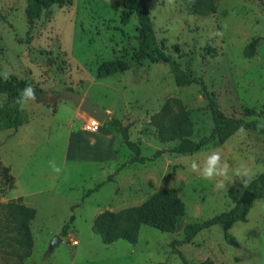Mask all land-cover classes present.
<instances>
[{"label":"rangeland","instance_id":"1","mask_svg":"<svg viewBox=\"0 0 264 264\" xmlns=\"http://www.w3.org/2000/svg\"><path fill=\"white\" fill-rule=\"evenodd\" d=\"M27 1L0 0V76L10 72L25 86L42 90L41 97L63 88L80 92L106 110V118L129 127L141 155L165 152L117 170L132 154L122 135L104 122L95 132L85 131L88 118L76 114L73 101L35 99L22 105L0 95V107L8 113L0 128V167L9 166L13 176L7 194L22 195L36 211L28 256L20 260L24 249L14 243L2 248L6 254L0 249V264H184L172 242L184 238L185 224L236 204L245 188L236 172L247 169L253 179L264 171V134L240 128L224 142L193 153L169 152L177 141L160 142L150 122L167 98L182 100L193 139L208 134L213 121L199 86L177 84L165 62L135 57L142 39L135 12L123 13L122 0H65L43 9L30 25ZM194 1L149 0L152 44L181 68L190 61L225 114L264 123V0H214V11L207 15L188 11ZM249 44L252 53L246 55ZM212 152L228 164L227 177L209 180L191 170L192 161L202 169ZM50 161L61 167L59 174ZM115 170L111 181L85 195ZM221 181L223 188L217 187ZM160 188H174L184 203L175 231L142 224L135 243L118 239L110 244L94 232L99 213L141 204ZM228 233L232 240L225 239L222 224H215L175 247L189 262L264 264V198L255 200L245 220L233 223ZM55 235L61 240L49 250Z\"/></svg>","mask_w":264,"mask_h":264},{"label":"trees","instance_id":"2","mask_svg":"<svg viewBox=\"0 0 264 264\" xmlns=\"http://www.w3.org/2000/svg\"><path fill=\"white\" fill-rule=\"evenodd\" d=\"M64 2L65 0H28L25 12L27 22L32 25L35 18L40 15L43 9L48 8L54 3L62 4ZM122 8L123 13L127 11L135 12L140 25L139 29L142 39L140 40L135 57L147 58L151 62L167 63L177 84L199 86L208 101L213 126L208 134L201 136L197 140L192 138L193 126L189 119L188 111L180 98H167L161 108L151 116L150 122L155 127L156 137L160 142L177 141L176 145L168 149L169 152L180 154L193 153L213 141L224 142L240 128L264 134V127L259 130L257 128V125L262 123L259 119L246 120L242 117L225 114L219 107L216 93L208 88L202 77L192 72L190 61L187 62L184 68H181L180 64L171 55L166 54L162 49L152 44L154 35L149 16V0H122ZM214 8V0H195L188 7V11L190 13L207 15L213 12ZM245 53L246 55H251V44L247 46ZM112 70L117 71V68L115 67ZM107 71V67L101 68L103 75L108 74ZM25 87L24 83L18 81L15 77H10L5 81L0 76V95L6 96L8 100L19 101L21 91ZM33 89L36 99L39 98L42 90ZM6 119H8V113L4 108L0 107V128L6 125L4 123ZM105 123L122 135L125 144L132 152L130 158L121 164L117 170L126 164L135 162L145 163L165 152V150L159 149L153 153L152 157L141 155L139 142L130 139L129 127L127 125H124L119 119L113 117H107L104 120ZM0 171L3 176V185L0 186L1 197V194L12 186L13 176L10 173L9 166L1 165ZM116 171L109 174L106 180L97 183L93 188L87 190L85 195L100 188L105 181H111ZM260 198H264V171L250 181L232 208L203 221L185 224L183 227L184 238L172 242L173 250L180 254L184 264H213L211 258L197 262L187 261L179 249L175 247V244L191 242L198 232L208 229L215 224H222L225 239L232 240L228 233V228L236 221H244L253 202ZM184 213L185 206L177 191L174 188H160L141 204L125 207L118 211H102L95 217L92 227L94 232L99 234L102 241L106 244H110L118 239H125L131 243H135L139 227L142 224L153 226L161 231L172 232L180 226ZM35 214V209L27 206L20 196L9 199L7 202H0L1 252H3L2 248L6 246L15 247V243L21 249H24L19 254V259L22 260L28 256L32 247L30 222L35 217ZM73 219L74 216L71 215L69 220L63 225L61 230L62 235H66ZM10 232L15 233V235L10 236ZM3 253L6 254V252Z\"/></svg>","mask_w":264,"mask_h":264},{"label":"clouds","instance_id":"3","mask_svg":"<svg viewBox=\"0 0 264 264\" xmlns=\"http://www.w3.org/2000/svg\"><path fill=\"white\" fill-rule=\"evenodd\" d=\"M169 3H172V0H168ZM217 36H222V32H216ZM11 73L8 71H5L4 73V80H8L10 78ZM35 91L31 85L26 86L20 94L19 103L26 104L29 100L35 101ZM95 123V122H94ZM264 127V123L258 124L257 128L258 130L260 128ZM49 164L51 165L52 171L59 174L62 169L59 166H56L53 161H50ZM191 170L193 172H199L203 178L205 179H214L216 177H227L229 173V166L227 163H221V154L219 152H212V154L207 156V159L204 163L203 168L201 169L200 165L196 161L191 162ZM236 175L241 177V182L243 186L246 188L248 184L250 183L252 176L250 175L249 171L247 169H244L243 171H237ZM243 177H248V179H243ZM217 187L223 188L224 184L221 181L217 184Z\"/></svg>","mask_w":264,"mask_h":264},{"label":"water","instance_id":"4","mask_svg":"<svg viewBox=\"0 0 264 264\" xmlns=\"http://www.w3.org/2000/svg\"><path fill=\"white\" fill-rule=\"evenodd\" d=\"M59 99L73 101L74 104L78 107L79 114H81L85 118H94L98 120L101 124L106 118V110L100 109L82 93L70 88H63L55 94L49 91L44 96L41 97L40 95L39 98H37V100L43 102H55ZM60 240V236L55 235L50 242L49 250H52L53 247L60 242Z\"/></svg>","mask_w":264,"mask_h":264},{"label":"crops","instance_id":"5","mask_svg":"<svg viewBox=\"0 0 264 264\" xmlns=\"http://www.w3.org/2000/svg\"><path fill=\"white\" fill-rule=\"evenodd\" d=\"M77 113H79V112H78V107L76 106V114H77ZM77 115H78V114H77ZM79 117H80V116H79ZM100 125H101V124H100ZM99 127H100V126H99ZM82 128H83V127H82ZM83 129H84V128H83ZM98 129H99V128H98ZM98 129H97V130H98ZM84 130H85V131H88V130H86V129H84ZM97 130H96V131H97ZM89 132H95V131H89ZM129 158H130V157H129ZM123 163H124V162H123ZM123 163H122V164H123ZM120 166H121V165H120ZM115 171H116V170H115ZM113 172H114V171H113ZM11 175H12V174H11ZM9 189H11V187H10ZM9 189H7V191H5L4 193L1 194L0 202H7L9 199L17 198V197H19V196L23 198L22 195H15V196H13V197L10 196V195H8L7 192L9 191ZM24 203H25V202H24ZM25 204H26V203H25ZM26 205H27V204H26ZM27 206H28V205H27ZM30 207H31V206H30Z\"/></svg>","mask_w":264,"mask_h":264},{"label":"built area","instance_id":"6","mask_svg":"<svg viewBox=\"0 0 264 264\" xmlns=\"http://www.w3.org/2000/svg\"><path fill=\"white\" fill-rule=\"evenodd\" d=\"M100 124L101 123L98 120L94 118H88L87 123L85 125V129L88 131H96L99 128Z\"/></svg>","mask_w":264,"mask_h":264}]
</instances>
